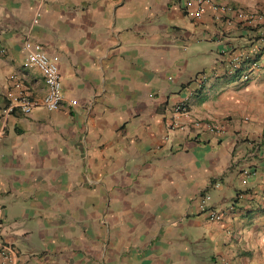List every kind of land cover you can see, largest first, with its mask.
I'll use <instances>...</instances> for the list:
<instances>
[{
  "label": "crops",
  "instance_id": "1",
  "mask_svg": "<svg viewBox=\"0 0 264 264\" xmlns=\"http://www.w3.org/2000/svg\"><path fill=\"white\" fill-rule=\"evenodd\" d=\"M185 1L0 0L6 264H264V48L249 79L225 76L251 26L209 8L192 20ZM25 39L56 57L54 111L7 109L10 74L27 96L45 93L22 66ZM184 98L183 128L169 130ZM202 198L220 221L206 220Z\"/></svg>",
  "mask_w": 264,
  "mask_h": 264
},
{
  "label": "built area",
  "instance_id": "2",
  "mask_svg": "<svg viewBox=\"0 0 264 264\" xmlns=\"http://www.w3.org/2000/svg\"><path fill=\"white\" fill-rule=\"evenodd\" d=\"M206 8L212 11H232L237 19L242 20L246 25L256 27L257 31L253 32L251 45L247 50H237L231 52L223 59V74L228 77H237L241 81H246L258 69V55L264 46V6L259 11L248 10L244 8H230L221 5L217 0H186L184 2V14L196 20L201 17ZM35 22V19L33 20ZM25 52L22 60L23 68H36L43 79L45 93L40 98L27 96L22 88V82L15 74H10V90L5 93L8 101L7 109L17 110L21 114H29L34 108H42L48 112L58 109L61 105V88L60 76L55 56L47 55L42 47L33 41L25 39L22 44ZM191 91H189V95ZM187 98L178 101L171 109V123L169 130L182 129L179 124V117L187 112ZM191 126L198 128L203 126L209 131L219 132L218 124L213 120H197L192 119ZM246 175L247 172L243 171ZM264 180V178H263ZM198 209L204 213L205 218L209 222H218L222 218L219 210L208 207L202 198L199 201ZM11 248L0 242V259L4 264L10 259Z\"/></svg>",
  "mask_w": 264,
  "mask_h": 264
},
{
  "label": "trees",
  "instance_id": "3",
  "mask_svg": "<svg viewBox=\"0 0 264 264\" xmlns=\"http://www.w3.org/2000/svg\"><path fill=\"white\" fill-rule=\"evenodd\" d=\"M249 29H250L251 32H256L257 31L256 27H250ZM263 48H264V46H263ZM263 48H261V49H263Z\"/></svg>",
  "mask_w": 264,
  "mask_h": 264
},
{
  "label": "rangeland",
  "instance_id": "4",
  "mask_svg": "<svg viewBox=\"0 0 264 264\" xmlns=\"http://www.w3.org/2000/svg\"><path fill=\"white\" fill-rule=\"evenodd\" d=\"M207 204V202H205Z\"/></svg>",
  "mask_w": 264,
  "mask_h": 264
}]
</instances>
